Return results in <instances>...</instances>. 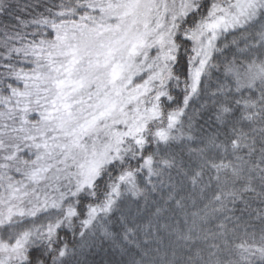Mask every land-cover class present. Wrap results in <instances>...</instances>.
Here are the masks:
<instances>
[{
	"label": "snow or ice",
	"instance_id": "snow-or-ice-1",
	"mask_svg": "<svg viewBox=\"0 0 264 264\" xmlns=\"http://www.w3.org/2000/svg\"><path fill=\"white\" fill-rule=\"evenodd\" d=\"M0 264H264V0H0Z\"/></svg>",
	"mask_w": 264,
	"mask_h": 264
}]
</instances>
